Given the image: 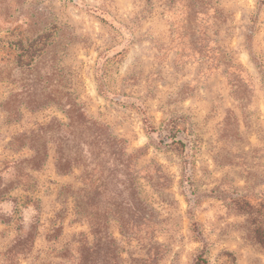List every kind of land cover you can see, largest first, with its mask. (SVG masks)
Here are the masks:
<instances>
[{"label":"rangeland","instance_id":"obj_1","mask_svg":"<svg viewBox=\"0 0 264 264\" xmlns=\"http://www.w3.org/2000/svg\"><path fill=\"white\" fill-rule=\"evenodd\" d=\"M0 46V264H264V0H0Z\"/></svg>","mask_w":264,"mask_h":264},{"label":"trees","instance_id":"obj_2","mask_svg":"<svg viewBox=\"0 0 264 264\" xmlns=\"http://www.w3.org/2000/svg\"><path fill=\"white\" fill-rule=\"evenodd\" d=\"M9 47L11 48V46ZM46 47L47 44H45L43 41H32L27 48L22 47V49L21 48L19 49L17 43V46L14 47L16 48V52H17L15 53V63H17V65L19 66H26L29 69L32 68L31 66L34 63V61L40 58L45 53ZM3 48L0 46V49ZM11 49H13V47ZM25 61H27V63H25ZM102 92L105 91L102 90ZM74 122L73 119H71L70 124L67 125V127L69 128L67 132L73 135L71 137H67V136H64L62 138L58 137L56 140V146H57L56 167L59 171L65 172L68 171V169L71 168L74 164H82L84 167L83 171L84 173H86V169L91 167L92 165L93 166L102 165V162L104 161L103 159L99 158L100 157L99 155L101 153L105 154L107 148H112L116 140L112 139V137L106 135L105 133L94 134L91 136V133L93 132V128L91 125L85 127L86 131L89 133V136L86 135L83 137L78 136L76 135L78 129L75 128L77 124L76 125L73 124ZM43 130L44 128H40V131L43 132ZM38 140L39 139L37 138L35 139V141H31L30 146L36 144L35 142H37ZM179 143H181V141L177 140V141H173L172 144L177 145ZM111 152L113 154L115 153L114 150ZM112 157L111 159L112 161H114V163L120 162L118 164L123 165V162L119 158V155H113ZM45 158H46V152L44 151V147H42V143L38 141V146L34 156L22 160L13 161L10 163V165L11 166L13 165L14 167L15 165L18 166L24 163H28L32 167H37L40 163H42V161ZM78 207L79 210L82 212L83 204L81 203V201L80 202L78 201ZM80 256L82 257H80V261L78 264H86L85 260L83 259V253Z\"/></svg>","mask_w":264,"mask_h":264}]
</instances>
